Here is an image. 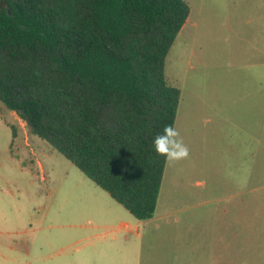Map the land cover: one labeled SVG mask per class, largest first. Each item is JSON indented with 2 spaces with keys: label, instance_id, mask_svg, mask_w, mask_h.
<instances>
[{
  "label": "rangeland",
  "instance_id": "obj_1",
  "mask_svg": "<svg viewBox=\"0 0 264 264\" xmlns=\"http://www.w3.org/2000/svg\"><path fill=\"white\" fill-rule=\"evenodd\" d=\"M185 2L164 75L190 155L166 161L158 210L210 214L209 264H264V0ZM112 200L0 100V264H80Z\"/></svg>",
  "mask_w": 264,
  "mask_h": 264
},
{
  "label": "trees",
  "instance_id": "obj_2",
  "mask_svg": "<svg viewBox=\"0 0 264 264\" xmlns=\"http://www.w3.org/2000/svg\"><path fill=\"white\" fill-rule=\"evenodd\" d=\"M188 16L185 0H0V100L140 221L160 194L153 140L181 95L165 59Z\"/></svg>",
  "mask_w": 264,
  "mask_h": 264
},
{
  "label": "crops",
  "instance_id": "obj_3",
  "mask_svg": "<svg viewBox=\"0 0 264 264\" xmlns=\"http://www.w3.org/2000/svg\"><path fill=\"white\" fill-rule=\"evenodd\" d=\"M112 201L99 206L98 221L85 233L80 264H158L157 257L165 264H209L210 245L195 228L196 219L198 224L209 220L208 212L182 217L173 208L159 211L157 201L153 216L140 221ZM166 233L170 242L164 246L160 239Z\"/></svg>",
  "mask_w": 264,
  "mask_h": 264
},
{
  "label": "clouds",
  "instance_id": "obj_4",
  "mask_svg": "<svg viewBox=\"0 0 264 264\" xmlns=\"http://www.w3.org/2000/svg\"><path fill=\"white\" fill-rule=\"evenodd\" d=\"M154 151L163 156L169 163H176L189 158L190 151L184 143L178 129L173 125H166L162 132L153 140Z\"/></svg>",
  "mask_w": 264,
  "mask_h": 264
}]
</instances>
